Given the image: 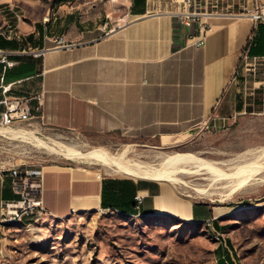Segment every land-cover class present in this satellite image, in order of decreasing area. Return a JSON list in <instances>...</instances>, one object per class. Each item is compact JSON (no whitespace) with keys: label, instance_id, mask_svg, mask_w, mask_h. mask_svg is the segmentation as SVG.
Wrapping results in <instances>:
<instances>
[{"label":"crops","instance_id":"1","mask_svg":"<svg viewBox=\"0 0 264 264\" xmlns=\"http://www.w3.org/2000/svg\"><path fill=\"white\" fill-rule=\"evenodd\" d=\"M151 1L0 0V51L7 57V63L0 57V123L7 100L41 93L34 124L45 131L139 138L164 148L187 145L211 121L226 120L244 56L252 67L264 62V25L238 15L204 18L211 29L196 48L189 38L199 23L181 26ZM261 5L264 0H248L246 11ZM59 38L65 47H56ZM247 106L234 105L233 112L245 115ZM258 107L264 114V100ZM42 172L38 192L47 217L111 210L219 228L217 218L158 181L62 164ZM19 188L9 170H0V220L3 209L20 203Z\"/></svg>","mask_w":264,"mask_h":264},{"label":"rangeland","instance_id":"2","mask_svg":"<svg viewBox=\"0 0 264 264\" xmlns=\"http://www.w3.org/2000/svg\"><path fill=\"white\" fill-rule=\"evenodd\" d=\"M153 1L154 11L175 14L187 10L182 0ZM247 1L194 0L190 10L211 16L244 15ZM253 64L255 67L250 66V62L247 66L241 62L228 118L211 121L204 132L187 145L163 148L139 138L45 131L36 127V119L17 123L11 129L30 132L43 142H58L82 153L101 150L118 155L126 152L132 162L154 166L160 156L194 154L231 174L239 163H231L232 160L264 147V114L258 107L264 100V62ZM245 104L247 114L236 116L233 106ZM55 149L39 145L31 138L0 134V170L43 169L62 164L94 171L103 177H126L117 173L116 168L72 160L67 158L64 148ZM247 157L240 163L253 158ZM257 166L254 178L232 195L219 189L227 180L214 182L212 175L205 171L201 176L175 177L180 183L161 182L180 198L197 204L207 217L217 218L219 228L209 221L135 217L103 210L73 211L63 218L34 216L29 220L19 217L4 226L0 264H264V159ZM196 189H208L210 196Z\"/></svg>","mask_w":264,"mask_h":264},{"label":"bare ground","instance_id":"3","mask_svg":"<svg viewBox=\"0 0 264 264\" xmlns=\"http://www.w3.org/2000/svg\"><path fill=\"white\" fill-rule=\"evenodd\" d=\"M0 134L5 136L31 138L34 139L39 145H45L47 148L53 150H56L55 148L60 146L65 149L64 152L67 158L72 160H83L90 164H102L103 166L112 170L116 168L117 173L134 179H145L173 184L180 183L179 179H177V176H181V174L201 176L204 175L201 172L205 171L207 174L212 175L214 182L218 180H227V182L223 183V186L219 189L222 191V193L228 192L231 195L242 189V187L246 186L247 183L254 178V174L258 169L257 163L264 159V147L258 150L248 151L244 155H240L231 161V163H235L237 161H239V163L235 165L233 173L228 174L216 167L217 164L198 158L194 154L175 153L171 155L160 156L158 157L159 163L154 166L132 162L126 157V152H122L118 155H111L101 150H95L90 153H82L70 147L63 146L58 142H52V144H49L43 142L41 139H37L32 133L26 131L14 130L11 128H0ZM247 156H253V158L249 161H245L243 164L240 163L241 159ZM227 164L230 165L229 163ZM220 165H226V163H220ZM213 176H215V178H213ZM175 177L177 178L175 179ZM215 184H213V186ZM215 186L217 187V185ZM195 191H205L207 192L206 196H210L208 189H196ZM17 218L19 217L3 218L0 221V229L2 230L5 225L11 223Z\"/></svg>","mask_w":264,"mask_h":264},{"label":"built area","instance_id":"4","mask_svg":"<svg viewBox=\"0 0 264 264\" xmlns=\"http://www.w3.org/2000/svg\"><path fill=\"white\" fill-rule=\"evenodd\" d=\"M187 7V10L180 13H175L174 17L181 24V26L193 29L196 23H199L198 30L193 36H190L191 46L200 48L206 43L207 34L210 31V25L204 18L211 17V15H202L196 11H191L194 0H182ZM204 16V17H203ZM251 18L257 25H264V5L258 6L251 11H246L244 15H238ZM56 47H65L62 38L55 40ZM43 52L35 53L36 57H41ZM0 57L3 63H7L6 55L0 51ZM248 55L244 56V62L247 66L250 62ZM256 62V59L253 60ZM10 65V63H8ZM44 95L41 93L33 98H12L5 102V111L1 117L0 126L11 128L17 123H26L37 119L43 109ZM11 176L17 179L20 183V188L17 193L20 196V203L13 209H3L1 213L2 218L9 217H26L29 220L34 216H41L43 219L47 217V210L44 207L42 198L39 195V186L42 178V169H22L13 168L9 170ZM136 202L138 205L142 202V197L137 196ZM111 211V210H107ZM1 221V220H0ZM212 223L211 221H209ZM213 225V224H212ZM1 232V229H0ZM218 235H220L217 232Z\"/></svg>","mask_w":264,"mask_h":264},{"label":"trees","instance_id":"5","mask_svg":"<svg viewBox=\"0 0 264 264\" xmlns=\"http://www.w3.org/2000/svg\"><path fill=\"white\" fill-rule=\"evenodd\" d=\"M238 111H241V109H242V106H238ZM125 215H127V216H131V215H129V214H125Z\"/></svg>","mask_w":264,"mask_h":264},{"label":"water","instance_id":"6","mask_svg":"<svg viewBox=\"0 0 264 264\" xmlns=\"http://www.w3.org/2000/svg\"><path fill=\"white\" fill-rule=\"evenodd\" d=\"M235 17H243V16H235Z\"/></svg>","mask_w":264,"mask_h":264}]
</instances>
